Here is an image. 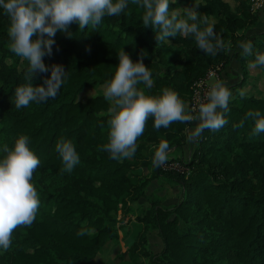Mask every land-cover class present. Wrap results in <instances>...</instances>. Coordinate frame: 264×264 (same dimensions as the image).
I'll list each match as a JSON object with an SVG mask.
<instances>
[{
	"label": "trees",
	"instance_id": "16d2710c",
	"mask_svg": "<svg viewBox=\"0 0 264 264\" xmlns=\"http://www.w3.org/2000/svg\"><path fill=\"white\" fill-rule=\"evenodd\" d=\"M192 6V0L169 3L170 9L181 11ZM198 11L214 22V31L230 48L208 55L179 34L158 42L154 29L142 24V9L131 3L95 29L86 26L82 32L73 23L71 36L58 31L52 55L43 60L49 66L62 64L67 81L54 98L19 110L11 99L15 86L25 82L28 62L10 51L9 18L0 15V145L11 146L20 134L29 137L40 159L32 183L41 201L33 223L13 230L0 264H79L93 259L130 221L131 207L144 196L148 182L164 175L181 186L182 196L169 208L150 202L130 222L136 225L127 247L132 257L152 264H264V132L253 133L254 122L245 119L249 110L264 114V68L252 66L255 53L264 52V30L252 40L253 55L242 56L235 50L242 32L259 21L249 0H202ZM121 47L150 68L153 87L145 88L146 93L156 95L168 87L188 108L196 80L210 68L221 65V70L231 58L238 60L242 73L228 86L232 98L224 113L227 123L218 130L204 128L186 160L168 158L181 161L184 173L153 166V146L161 139L168 141L169 149L180 146L191 122L174 121L156 129L149 117L134 156L115 160L100 150L108 139L109 107L101 87ZM48 74L34 73L33 84ZM88 90L94 93L84 95ZM61 138L70 139L80 156L71 172L61 171L55 150ZM143 167H150L149 178L133 173ZM82 224L93 235H76ZM152 230L162 243L157 252L147 246L146 234Z\"/></svg>",
	"mask_w": 264,
	"mask_h": 264
},
{
	"label": "clouds",
	"instance_id": "9594fccd",
	"mask_svg": "<svg viewBox=\"0 0 264 264\" xmlns=\"http://www.w3.org/2000/svg\"><path fill=\"white\" fill-rule=\"evenodd\" d=\"M130 3L142 9V24L154 29L158 42H169L170 36L179 34L190 37L196 48L208 55L215 56L218 51L230 48V42L214 31V22L198 11L202 0H192L193 6L182 11L170 9V0H0V15L9 18L8 47L28 62L25 82L13 89L11 102L15 108L19 110L33 102L54 98L66 83L68 73L64 66L59 63L49 66L43 60L44 56L52 55L58 31L71 36L73 23L82 32L86 26L95 29L105 17L120 16ZM239 48L242 56L253 55L250 40L239 42ZM116 56L115 68L103 83V96L109 102L108 139L99 146L110 158L123 160L134 156L137 138L144 132L149 117L156 129L167 128L174 121H198L190 138L198 136L204 128L218 130L227 123L224 113L228 111L232 91L223 81L211 83L204 98L189 109L168 87L156 95L145 92V88L153 87V76L141 58L133 60L122 47ZM252 66L264 68V52L255 53ZM36 72L49 74L43 77L42 83L33 84ZM248 118L254 122L253 133L264 132V114L249 110L245 114V119ZM153 149V166L168 160L167 140L161 139ZM55 150L62 162V172H71L80 162L70 139H59ZM39 165L40 159L30 147L27 135L20 134L11 146L0 145V254L10 248L13 230L20 225L30 226L36 218L41 201L32 177ZM85 234L93 235V230L82 224L76 235Z\"/></svg>",
	"mask_w": 264,
	"mask_h": 264
},
{
	"label": "rangeland",
	"instance_id": "374dc122",
	"mask_svg": "<svg viewBox=\"0 0 264 264\" xmlns=\"http://www.w3.org/2000/svg\"><path fill=\"white\" fill-rule=\"evenodd\" d=\"M256 13L259 17V21L255 26L248 27L243 30V35L239 42L245 40H250L252 42V40L257 37L258 33L264 30V6ZM239 42L235 50H241L239 48ZM232 50L233 48L230 49L231 52ZM241 73L242 68L240 67L238 60L234 57L230 59L229 63L221 69L220 72L218 71V79L211 78L208 83L211 85V83H214L216 80H220L229 86L230 84L238 81ZM101 90H103V87H101ZM93 93L94 90H88L85 91L84 95H91ZM197 123L198 121L191 122V125L186 130V139L184 143L180 146H174L168 150L169 158L182 160H186L188 158L190 152L195 146L196 139V136H192L190 138V134ZM133 173H139L142 178H149L151 176V169L150 167H143L140 170L134 169ZM182 193L183 191L181 186L165 175L149 181L146 186L144 196L140 197L139 200L131 207V211L128 214L130 221L123 224L122 229L118 232V236L108 240L102 250L93 259L79 264H133V261L136 259L138 261H142L141 264H152L142 257H132L128 251V244L136 235L133 231V229H136V225L132 226L130 222L135 221L136 215L144 212L150 202H155L162 207L169 208L180 200ZM146 237L148 248H150L153 252L159 251L162 243L159 236H157L156 231L152 230L148 232Z\"/></svg>",
	"mask_w": 264,
	"mask_h": 264
},
{
	"label": "built area",
	"instance_id": "2783aa9c",
	"mask_svg": "<svg viewBox=\"0 0 264 264\" xmlns=\"http://www.w3.org/2000/svg\"><path fill=\"white\" fill-rule=\"evenodd\" d=\"M264 6V0H249V7L251 12H258L262 7ZM221 65H217L213 68H210L205 76L203 78H199L193 83L192 86V94L189 101V109L195 108L198 101H200L202 98H204L205 93L207 92L209 88V80L211 78L218 79V71L220 70ZM159 167L162 170H172V171H178L181 173H184L186 170L184 168V165L181 161L175 160V159H168Z\"/></svg>",
	"mask_w": 264,
	"mask_h": 264
}]
</instances>
